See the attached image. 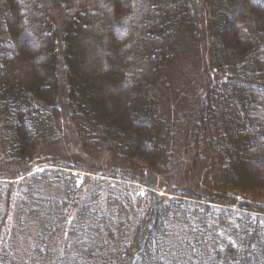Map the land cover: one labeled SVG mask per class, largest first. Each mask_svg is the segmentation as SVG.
Segmentation results:
<instances>
[{
    "label": "trees",
    "instance_id": "1",
    "mask_svg": "<svg viewBox=\"0 0 264 264\" xmlns=\"http://www.w3.org/2000/svg\"><path fill=\"white\" fill-rule=\"evenodd\" d=\"M0 264H264V0H0Z\"/></svg>",
    "mask_w": 264,
    "mask_h": 264
},
{
    "label": "rangeland",
    "instance_id": "2",
    "mask_svg": "<svg viewBox=\"0 0 264 264\" xmlns=\"http://www.w3.org/2000/svg\"><path fill=\"white\" fill-rule=\"evenodd\" d=\"M192 77L193 78H191V79H198L199 78V76H197V75L192 76ZM64 118H66V116ZM68 136L70 138L72 137L70 134ZM62 146H64L65 148L66 147L69 148L70 152L75 154L74 156L81 159V161H82V163H80L81 166L85 167V170H86L85 172H76V175L77 174L80 175V177L78 178L79 184H82L83 178H81V177H84V176H90L92 179H94V178H99L101 175H105L107 177V175L110 173L117 174V172H121V171L125 170L123 164H121L119 162V160H117L113 157H107V155L105 157V153L95 151V150H94V152H92V150L89 149L88 150L90 152L89 155H90L91 159L95 162V168L92 169L91 166L84 165V164H88L89 162H86V161L91 160V159L88 155H86V154L84 155V153L82 151V150H84V148H81V145H79L78 143H75L74 140L71 139V141L70 140L65 141V143ZM140 165L142 166L144 164H140ZM87 171H89V172H87ZM171 182H173V183L175 182L174 178H173V180H171ZM195 191L196 190H194V192ZM145 193H146L145 190L142 189L140 194H141V196H145L146 195Z\"/></svg>",
    "mask_w": 264,
    "mask_h": 264
}]
</instances>
